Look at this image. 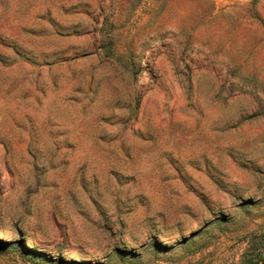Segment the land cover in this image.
Wrapping results in <instances>:
<instances>
[{"label":"rangeland","instance_id":"374dc122","mask_svg":"<svg viewBox=\"0 0 264 264\" xmlns=\"http://www.w3.org/2000/svg\"><path fill=\"white\" fill-rule=\"evenodd\" d=\"M264 0H0V264H262Z\"/></svg>","mask_w":264,"mask_h":264},{"label":"water","instance_id":"95a60500","mask_svg":"<svg viewBox=\"0 0 264 264\" xmlns=\"http://www.w3.org/2000/svg\"><path fill=\"white\" fill-rule=\"evenodd\" d=\"M262 264H264V262Z\"/></svg>","mask_w":264,"mask_h":264}]
</instances>
